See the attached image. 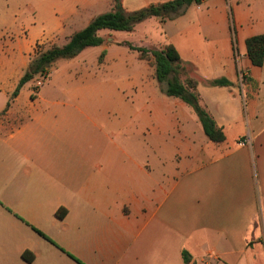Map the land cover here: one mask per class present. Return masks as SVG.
<instances>
[{"label":"crops","instance_id":"obj_1","mask_svg":"<svg viewBox=\"0 0 264 264\" xmlns=\"http://www.w3.org/2000/svg\"><path fill=\"white\" fill-rule=\"evenodd\" d=\"M104 1L0 0V28L25 34L20 45L31 56L44 37L65 34ZM125 1L131 12L170 0ZM254 17L237 11L233 34L215 32L222 37L214 51L221 70L196 77L223 143L207 138L180 99L174 106L185 123L148 121L153 131L179 133L168 156L177 174L166 180L108 176L107 136L96 119L84 115L91 124L77 123L83 111L58 108L62 103L38 90L25 94L27 83L13 97L22 77L0 89V264L264 261V64L254 66L246 48L264 26ZM101 48L106 54L110 46ZM218 79L230 85H209Z\"/></svg>","mask_w":264,"mask_h":264},{"label":"rangeland","instance_id":"obj_2","mask_svg":"<svg viewBox=\"0 0 264 264\" xmlns=\"http://www.w3.org/2000/svg\"><path fill=\"white\" fill-rule=\"evenodd\" d=\"M24 9L30 12L27 6ZM110 11V0H105L100 8L87 14L65 34L52 39L44 37L45 42L37 45L31 56L20 45L26 40L25 34L0 28V89L14 85L25 74L23 71L37 50L64 45L69 36L90 23L93 15ZM237 11L255 16L256 27L264 26V0H204L163 23L152 17L133 32L101 31L104 44L110 46L102 60L101 46L88 48L75 59L53 63L46 77L36 76L23 92L29 94L32 90L35 94L38 90L41 95L54 96L51 99L62 103L58 108L83 111V114L77 113L79 124L90 123L84 115L96 119L107 136L108 176H155L157 180L163 176L166 180L177 174L168 156L179 133L172 129L166 134L153 131L148 121L157 120L156 125L167 124L170 118L181 125L185 121L179 117L178 108L175 109L176 98L163 93L165 86L155 79L154 67L139 60L138 52L130 50L127 44L150 51L174 44L183 59L197 68L194 77H217L221 61L214 56V51L222 37L215 32L221 31L222 35V30L227 29L233 34ZM225 14L224 22L221 16ZM11 23L15 26L19 22ZM256 264H264L263 259Z\"/></svg>","mask_w":264,"mask_h":264},{"label":"trees","instance_id":"obj_3","mask_svg":"<svg viewBox=\"0 0 264 264\" xmlns=\"http://www.w3.org/2000/svg\"><path fill=\"white\" fill-rule=\"evenodd\" d=\"M203 1L170 0L150 4L139 10L130 12L124 8L123 0H110V12L95 17L84 29L69 36L64 45H55L46 50H37L35 57L30 61L28 70L20 79L13 97L17 96L22 87L36 76L46 77L51 65L56 61L72 60L88 48L102 46L105 39L100 35L101 31L133 32L139 24L149 18H158L163 23L180 16L188 6L200 4ZM127 46L130 50L138 52L139 60L147 61L154 67V77L159 85L165 86L164 89L162 88V91L167 97L180 99L193 109L203 126L205 135L210 141L214 143H223L225 141L223 129L217 126L214 118L201 104L197 91L199 82L193 76V67L183 61L174 45L168 44L162 49L152 51L133 46L130 43ZM246 48L247 55L252 64L257 67L263 66L264 34L248 38L246 40ZM104 55V53L101 55V60ZM209 85L213 87L229 86L230 83L226 79H218L209 82ZM58 217H63V214L58 213ZM37 232L54 244L46 235L39 231ZM23 257L29 261L31 260V257L26 256V254ZM185 262L186 264L190 263L189 257Z\"/></svg>","mask_w":264,"mask_h":264}]
</instances>
